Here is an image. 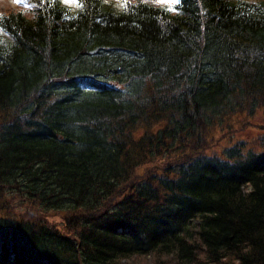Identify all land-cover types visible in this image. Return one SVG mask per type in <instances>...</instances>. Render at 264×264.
I'll return each mask as SVG.
<instances>
[{
	"label": "trees",
	"instance_id": "16d2710c",
	"mask_svg": "<svg viewBox=\"0 0 264 264\" xmlns=\"http://www.w3.org/2000/svg\"><path fill=\"white\" fill-rule=\"evenodd\" d=\"M31 1L0 15V264H264V151L194 146L264 111V2Z\"/></svg>",
	"mask_w": 264,
	"mask_h": 264
},
{
	"label": "rangeland",
	"instance_id": "374dc122",
	"mask_svg": "<svg viewBox=\"0 0 264 264\" xmlns=\"http://www.w3.org/2000/svg\"><path fill=\"white\" fill-rule=\"evenodd\" d=\"M65 4L69 6L75 5V0H64ZM168 2H173V0H167ZM114 2L117 4V6H120L121 0H114ZM22 8V9H33L34 7H31L26 0H0V11L6 10L8 8ZM3 35L2 32H0V36ZM264 111L259 112L257 115L253 116V118L250 115L246 114L241 115L240 113L238 115H235L232 119H229L225 121L221 126L217 123V121L214 123L217 128H212L208 130L207 132L213 135L216 138V144H209V142L206 144L207 147H202L198 144L194 145L197 147L198 150H201L202 148H205L204 152H207V150L210 148L208 153H214V152H223L226 148L230 147L232 144H234L237 141H244L245 149L246 151L250 148L257 149L259 151H264V148L262 149L261 144L262 140H264ZM220 126V127H218ZM211 146L213 148H211ZM193 148V147H192ZM195 149V148H194ZM197 151V150H196ZM194 152L190 151V154ZM177 155H174L173 157L166 160L165 156H162L157 161L153 162L152 164L145 165L143 167H139L137 171H135V175L133 174V177L128 182H132V184L136 185L141 180H147L149 177L152 178L153 176H160L162 173H157L161 168L166 166L167 163H171L172 160ZM177 161V160H174ZM173 161V162H174ZM176 165V164H173ZM139 180V181H138ZM131 185V184H130ZM14 189V188H13ZM3 193V192H1ZM29 198H32L30 195H28ZM27 198V197H26ZM37 200V199H34ZM19 202L18 198H14L9 203ZM4 204V201L0 200V204ZM14 211H20L22 209L23 213H33L34 209L30 206H21L17 203L11 204ZM53 220L56 222H59V216L54 217ZM149 257V256H147ZM154 257V256H151ZM146 259V260H145ZM134 258L133 263L134 264H156V258L155 260H151L150 258ZM131 264V262H130Z\"/></svg>",
	"mask_w": 264,
	"mask_h": 264
},
{
	"label": "bare ground",
	"instance_id": "6f19581e",
	"mask_svg": "<svg viewBox=\"0 0 264 264\" xmlns=\"http://www.w3.org/2000/svg\"><path fill=\"white\" fill-rule=\"evenodd\" d=\"M23 212H22V209H20V211H14V213L13 214H22ZM1 214V213H0ZM36 222H38V219L36 218Z\"/></svg>",
	"mask_w": 264,
	"mask_h": 264
},
{
	"label": "snow or ice",
	"instance_id": "6c2138e0",
	"mask_svg": "<svg viewBox=\"0 0 264 264\" xmlns=\"http://www.w3.org/2000/svg\"><path fill=\"white\" fill-rule=\"evenodd\" d=\"M174 3H179V0H173Z\"/></svg>",
	"mask_w": 264,
	"mask_h": 264
}]
</instances>
